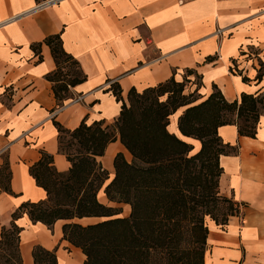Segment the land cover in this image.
<instances>
[{
    "label": "crops",
    "instance_id": "crops-1",
    "mask_svg": "<svg viewBox=\"0 0 264 264\" xmlns=\"http://www.w3.org/2000/svg\"><path fill=\"white\" fill-rule=\"evenodd\" d=\"M48 1L53 3L42 7ZM54 35L61 36L64 50L87 76L61 106L48 79L57 64L45 40ZM262 48L264 0H0V178L7 162L11 189L0 185V240L4 229L16 225L23 264H35L36 246L53 252L58 264H85L87 256L65 238L64 226L93 225L102 218L59 220L49 227L20 211L48 198L30 172L43 153L53 156L59 172L71 168L60 153L55 122L71 131L84 121L113 125L123 103L112 84L120 86L126 103L133 88L141 93L171 78L186 84L185 94L198 100L194 105L215 88L229 102L243 94L261 95ZM186 109L170 117L168 130L197 153L201 142L179 129ZM218 134L238 148L220 157L219 184L220 194L233 197L241 212L224 226L208 221L204 264H264V113L255 138L241 136L236 125L222 126ZM118 154L132 163L119 136L97 159L108 172L98 200L121 208L120 217L128 218L131 206L110 201L105 192L115 178Z\"/></svg>",
    "mask_w": 264,
    "mask_h": 264
},
{
    "label": "trees",
    "instance_id": "trees-1",
    "mask_svg": "<svg viewBox=\"0 0 264 264\" xmlns=\"http://www.w3.org/2000/svg\"><path fill=\"white\" fill-rule=\"evenodd\" d=\"M45 44L57 64L48 79L61 106L71 97V88L83 83L87 76L80 63L64 50L60 35L48 37ZM38 48L39 45L35 47ZM263 75L264 62L260 61L257 79ZM185 88V83L174 78L141 93L133 88L128 104L120 86L112 84L111 91L123 103L113 125L102 121L88 125L84 121L71 131L55 122L60 153L67 157L71 168L59 172L53 156L43 153L30 172L48 198L24 204L20 211L28 213L33 222L49 227L59 220L102 218L93 225L64 226L65 238L87 256L85 264H154L158 255L172 264H204L209 236L206 219L211 217L224 226L241 212V205L235 201L230 204L231 214L222 222L215 219L217 204L227 201L220 195V157L238 152L237 147L222 142L218 130L236 125L241 136L255 138L264 113V93L243 94L240 101L229 102L215 88L205 101L194 105L198 100H190L194 94L186 95ZM183 107L187 109L179 118V129L183 136L201 142L197 153H193L192 144L168 130L170 117ZM118 136L133 161L129 163L123 154L117 155L116 175L105 192L110 201L131 206L128 218L120 217L121 208L105 206L98 200L108 172L97 159ZM2 170L0 185L11 192L7 162ZM19 214L15 213L14 218ZM20 232L16 225L4 229L0 264H23ZM33 257L35 264H58L55 254L40 246L34 248Z\"/></svg>",
    "mask_w": 264,
    "mask_h": 264
},
{
    "label": "rangeland",
    "instance_id": "rangeland-1",
    "mask_svg": "<svg viewBox=\"0 0 264 264\" xmlns=\"http://www.w3.org/2000/svg\"><path fill=\"white\" fill-rule=\"evenodd\" d=\"M264 50V48H262ZM69 66V65H67ZM69 68L67 67L65 72L68 70ZM196 98L195 95H193L191 98H189L190 100ZM167 99V96L163 97L162 100L165 101ZM129 104V102H127ZM69 140V137H66L65 139V144L67 145ZM221 195V194H220ZM223 198H226L227 201H221L220 203L217 204L216 209L214 211L215 214V219H217L218 221L222 222L224 220V218L228 215L231 214L232 211L230 210V204L233 203L235 204V200L233 197H229V196H223L221 195ZM241 208V207H240ZM211 219V217L206 219V222L208 223V221ZM213 219V218H212ZM208 250V245H207V249L206 252ZM206 255V253H205ZM154 264H172L171 262L168 261V259L165 256H161L158 255L155 258V262Z\"/></svg>",
    "mask_w": 264,
    "mask_h": 264
},
{
    "label": "built area",
    "instance_id": "built-area-1",
    "mask_svg": "<svg viewBox=\"0 0 264 264\" xmlns=\"http://www.w3.org/2000/svg\"><path fill=\"white\" fill-rule=\"evenodd\" d=\"M55 1H57V0H55ZM51 3H53V2H44L43 4H42V7H45V6H47V5H49V4H51ZM78 99H80L79 97H78Z\"/></svg>",
    "mask_w": 264,
    "mask_h": 264
}]
</instances>
